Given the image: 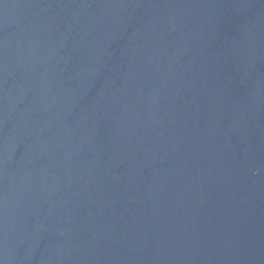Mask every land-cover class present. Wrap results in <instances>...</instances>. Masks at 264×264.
Returning a JSON list of instances; mask_svg holds the SVG:
<instances>
[{
	"label": "water",
	"instance_id": "95a60500",
	"mask_svg": "<svg viewBox=\"0 0 264 264\" xmlns=\"http://www.w3.org/2000/svg\"><path fill=\"white\" fill-rule=\"evenodd\" d=\"M0 264H264V0H0Z\"/></svg>",
	"mask_w": 264,
	"mask_h": 264
}]
</instances>
